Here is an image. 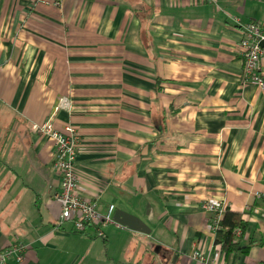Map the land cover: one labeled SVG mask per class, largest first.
I'll return each instance as SVG.
<instances>
[{
  "label": "crops",
  "instance_id": "0c3cea01",
  "mask_svg": "<svg viewBox=\"0 0 264 264\" xmlns=\"http://www.w3.org/2000/svg\"><path fill=\"white\" fill-rule=\"evenodd\" d=\"M251 21L264 24V0H0V249L22 243V264H197L214 197L257 204L244 215L255 243L219 263L264 264V90L238 51ZM48 120L79 130L99 211L149 232L58 226L54 139L33 127Z\"/></svg>",
  "mask_w": 264,
  "mask_h": 264
},
{
  "label": "built area",
  "instance_id": "2783aa9c",
  "mask_svg": "<svg viewBox=\"0 0 264 264\" xmlns=\"http://www.w3.org/2000/svg\"><path fill=\"white\" fill-rule=\"evenodd\" d=\"M42 2L59 6L61 0H41ZM242 38L238 45V51L243 56L245 68L243 76L245 80L256 82L264 90V73L262 60L264 58V24L251 21L241 24ZM72 108L68 98L61 99L58 108ZM33 127L45 135L54 139V170L60 178L59 190L54 197L60 204L61 210L58 217V226L70 221L74 231L86 232L89 227L96 228V235L103 237L104 228L109 224L121 225L114 219L115 205H110L106 213L98 209V200L95 195L86 193L81 186L77 173L76 160L81 147V134L79 130L68 125L65 131L57 130L52 121L48 120ZM225 203L214 197H207L201 203V209L209 214V230L212 233V243L208 252L194 250L191 258L197 264H220L219 256L223 254L214 238L223 215ZM242 232L237 231V237ZM26 247L22 243L12 244L6 249H0V264H8L12 257L18 264L24 260Z\"/></svg>",
  "mask_w": 264,
  "mask_h": 264
},
{
  "label": "trees",
  "instance_id": "16d2710c",
  "mask_svg": "<svg viewBox=\"0 0 264 264\" xmlns=\"http://www.w3.org/2000/svg\"><path fill=\"white\" fill-rule=\"evenodd\" d=\"M257 205V204H255ZM251 206L246 212L233 210L225 205L219 227L216 231L214 241L220 247L223 255L229 261L236 262L243 254L249 252L255 241L244 242L243 238L248 229L249 222L244 218L245 213H249L255 207ZM242 235L237 237V231Z\"/></svg>",
  "mask_w": 264,
  "mask_h": 264
},
{
  "label": "water",
  "instance_id": "95a60500",
  "mask_svg": "<svg viewBox=\"0 0 264 264\" xmlns=\"http://www.w3.org/2000/svg\"><path fill=\"white\" fill-rule=\"evenodd\" d=\"M114 219L118 223L122 225H126L132 229L143 231V232H149L147 225L142 219L122 209H118L114 213Z\"/></svg>",
  "mask_w": 264,
  "mask_h": 264
}]
</instances>
